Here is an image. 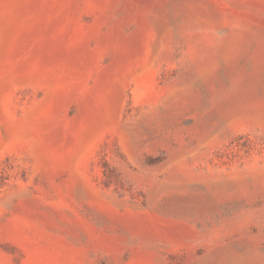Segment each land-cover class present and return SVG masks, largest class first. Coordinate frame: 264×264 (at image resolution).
<instances>
[{"label": "rangeland", "instance_id": "obj_1", "mask_svg": "<svg viewBox=\"0 0 264 264\" xmlns=\"http://www.w3.org/2000/svg\"><path fill=\"white\" fill-rule=\"evenodd\" d=\"M0 264H264V0H0Z\"/></svg>", "mask_w": 264, "mask_h": 264}]
</instances>
